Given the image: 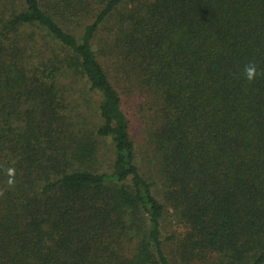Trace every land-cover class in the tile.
<instances>
[{
  "label": "trees",
  "instance_id": "trees-1",
  "mask_svg": "<svg viewBox=\"0 0 264 264\" xmlns=\"http://www.w3.org/2000/svg\"><path fill=\"white\" fill-rule=\"evenodd\" d=\"M249 61L264 72V0H0V264H264ZM136 92L155 111L152 181Z\"/></svg>",
  "mask_w": 264,
  "mask_h": 264
},
{
  "label": "rangeland",
  "instance_id": "rangeland-1",
  "mask_svg": "<svg viewBox=\"0 0 264 264\" xmlns=\"http://www.w3.org/2000/svg\"><path fill=\"white\" fill-rule=\"evenodd\" d=\"M107 33L102 32L100 35L102 40L107 37ZM103 41L99 43V47L103 45ZM99 58L104 62L105 67L110 70L107 66L106 60L102 59V56L99 54ZM125 100V109L128 112V115L131 120V132L134 140L136 142V150L138 156V163L140 166V170L143 175L152 181L154 176V168H153V152H152V145L150 142L149 133L152 129V124L154 123L155 116L154 110L152 109V103L147 96L142 93L141 95L136 92L132 96H127V94H123ZM134 98V99H131ZM104 156L106 155V151L104 150ZM153 192L154 194L161 199V187L158 183L153 185ZM177 231V222L173 216H167L164 220V231L171 233V231ZM176 243L175 242H166L165 248L167 253L172 257L174 256V248Z\"/></svg>",
  "mask_w": 264,
  "mask_h": 264
},
{
  "label": "clouds",
  "instance_id": "clouds-1",
  "mask_svg": "<svg viewBox=\"0 0 264 264\" xmlns=\"http://www.w3.org/2000/svg\"><path fill=\"white\" fill-rule=\"evenodd\" d=\"M244 78L249 82H254L258 76L264 75V72H259L257 69V65L253 61H249L244 66L243 69ZM6 174L8 175L9 179L7 180V186L8 188H14L15 187V169L12 167H9L6 169ZM5 192V189H0V196H3Z\"/></svg>",
  "mask_w": 264,
  "mask_h": 264
}]
</instances>
